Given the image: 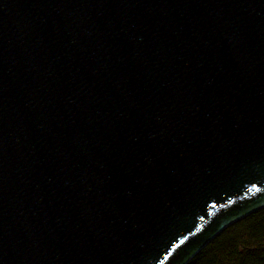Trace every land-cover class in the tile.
Listing matches in <instances>:
<instances>
[{"label": "water", "instance_id": "obj_1", "mask_svg": "<svg viewBox=\"0 0 264 264\" xmlns=\"http://www.w3.org/2000/svg\"><path fill=\"white\" fill-rule=\"evenodd\" d=\"M264 207V0H0V264H188Z\"/></svg>", "mask_w": 264, "mask_h": 264}, {"label": "trees", "instance_id": "obj_2", "mask_svg": "<svg viewBox=\"0 0 264 264\" xmlns=\"http://www.w3.org/2000/svg\"><path fill=\"white\" fill-rule=\"evenodd\" d=\"M188 264H264V207L229 225Z\"/></svg>", "mask_w": 264, "mask_h": 264}]
</instances>
